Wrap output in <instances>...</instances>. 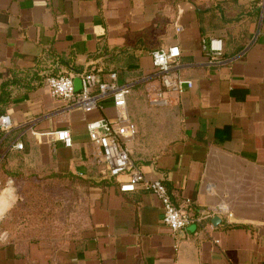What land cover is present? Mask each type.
<instances>
[{
    "label": "crops",
    "instance_id": "crops-1",
    "mask_svg": "<svg viewBox=\"0 0 264 264\" xmlns=\"http://www.w3.org/2000/svg\"><path fill=\"white\" fill-rule=\"evenodd\" d=\"M211 38L225 42L219 64L202 50ZM171 46L193 87L164 92L162 106L151 100L160 87L152 52ZM90 70L99 83L117 73L129 85L131 160L177 205L191 200L187 229L172 233L150 191L122 192L128 176L109 175L87 124L117 119L111 99L83 112L51 97L48 76ZM5 81L0 264H264V0H0ZM63 129L70 148L45 135ZM41 179L64 197L47 198L62 211L46 220L23 209L44 200L21 194Z\"/></svg>",
    "mask_w": 264,
    "mask_h": 264
},
{
    "label": "built area",
    "instance_id": "built-area-1",
    "mask_svg": "<svg viewBox=\"0 0 264 264\" xmlns=\"http://www.w3.org/2000/svg\"><path fill=\"white\" fill-rule=\"evenodd\" d=\"M181 30L180 27L177 28ZM202 50L207 54L210 64L223 62L225 42L221 38L204 39ZM181 51L178 46L157 49L152 52V64L160 81L159 91L151 97L157 105L167 106L170 99L164 92L182 94L193 87V82L181 78L175 71V64ZM81 79V90L76 91L75 79ZM45 84L52 98L63 100L77 110L92 112L101 110L103 102L112 100L119 114L115 121L103 118L87 124L89 138L102 151L103 162L111 177L128 176L129 180L120 186L122 192H133L138 186L150 191L161 203L163 209L162 221L172 232L177 233L187 229L194 219L189 211L191 200L183 205H177L171 196L169 188L162 180L147 181L131 160V152L126 142L136 135V125L125 114L129 85L120 83L117 73H110L109 79L99 83L96 70H90L79 75L57 74L45 79ZM12 121L9 116H0V128L9 131ZM62 142L65 147L73 146L71 132L67 129L45 134ZM22 149L23 145L17 144ZM5 235V234H4Z\"/></svg>",
    "mask_w": 264,
    "mask_h": 264
},
{
    "label": "rangeland",
    "instance_id": "rangeland-1",
    "mask_svg": "<svg viewBox=\"0 0 264 264\" xmlns=\"http://www.w3.org/2000/svg\"><path fill=\"white\" fill-rule=\"evenodd\" d=\"M47 179H41L40 183L34 187L30 186V182H26L24 183L26 185V189H22L21 190V194H23V197L25 198H39V199H43L44 200V205H40V204H35V206H30L29 204L24 206L23 209L25 211H28L27 214L30 212L31 214V209H33L32 213H35L37 215H39L41 217L42 220H46L47 215L51 214V211L54 209V211H56L57 215L61 214L62 211V204L61 205H57L52 209L51 206H47L46 204V200L47 198L49 199H53L54 200H58L61 201L64 197L62 194V189L58 188V185L56 184L55 187L53 185H51V187H49L47 181ZM73 197V196H72ZM60 203V202H59ZM72 207L70 208L71 212H72ZM66 214H68V211H65ZM28 214V215H30Z\"/></svg>",
    "mask_w": 264,
    "mask_h": 264
},
{
    "label": "trees",
    "instance_id": "trees-1",
    "mask_svg": "<svg viewBox=\"0 0 264 264\" xmlns=\"http://www.w3.org/2000/svg\"><path fill=\"white\" fill-rule=\"evenodd\" d=\"M8 85L10 82L5 81L0 87V116L5 114L6 107L11 101V92L7 90Z\"/></svg>",
    "mask_w": 264,
    "mask_h": 264
},
{
    "label": "water",
    "instance_id": "water-1",
    "mask_svg": "<svg viewBox=\"0 0 264 264\" xmlns=\"http://www.w3.org/2000/svg\"><path fill=\"white\" fill-rule=\"evenodd\" d=\"M75 88H76V91L81 90V79L79 77L75 79Z\"/></svg>",
    "mask_w": 264,
    "mask_h": 264
}]
</instances>
